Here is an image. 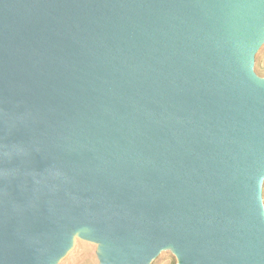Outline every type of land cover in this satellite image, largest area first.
Listing matches in <instances>:
<instances>
[{"label": "water", "instance_id": "obj_1", "mask_svg": "<svg viewBox=\"0 0 264 264\" xmlns=\"http://www.w3.org/2000/svg\"><path fill=\"white\" fill-rule=\"evenodd\" d=\"M264 0H0V264H264Z\"/></svg>", "mask_w": 264, "mask_h": 264}, {"label": "rangeland", "instance_id": "obj_2", "mask_svg": "<svg viewBox=\"0 0 264 264\" xmlns=\"http://www.w3.org/2000/svg\"><path fill=\"white\" fill-rule=\"evenodd\" d=\"M254 70L264 75V42L255 53ZM262 195L264 200V181ZM58 264H98L94 244L77 240L75 246ZM151 264H175V257L169 250H162Z\"/></svg>", "mask_w": 264, "mask_h": 264}]
</instances>
